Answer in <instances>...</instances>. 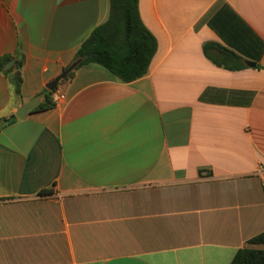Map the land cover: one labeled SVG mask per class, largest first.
<instances>
[{"label":"crops","instance_id":"obj_1","mask_svg":"<svg viewBox=\"0 0 264 264\" xmlns=\"http://www.w3.org/2000/svg\"><path fill=\"white\" fill-rule=\"evenodd\" d=\"M109 13L0 0V57L25 56L21 96L0 73V264H231L264 249L250 243L264 232V0H140L158 42L144 77L88 64L55 108L6 123Z\"/></svg>","mask_w":264,"mask_h":264},{"label":"trees","instance_id":"obj_2","mask_svg":"<svg viewBox=\"0 0 264 264\" xmlns=\"http://www.w3.org/2000/svg\"><path fill=\"white\" fill-rule=\"evenodd\" d=\"M108 20L97 27L79 48L74 61L79 66L65 79H69L80 67L98 64L108 69L118 81L128 84L144 77L158 50L155 36L144 24L140 14V0H109ZM214 45H205L206 53ZM229 59L241 61L237 55L224 50ZM25 56L21 51L0 57V73L10 82L14 92L22 95ZM220 65V63H217ZM10 65V66H9ZM56 91L43 90V101L35 110L53 109L57 105ZM16 120L15 116L6 123ZM50 191H43L45 195ZM251 244L264 245V232L250 240ZM231 264H264V249L246 247L240 249Z\"/></svg>","mask_w":264,"mask_h":264},{"label":"water","instance_id":"obj_3","mask_svg":"<svg viewBox=\"0 0 264 264\" xmlns=\"http://www.w3.org/2000/svg\"><path fill=\"white\" fill-rule=\"evenodd\" d=\"M80 62H81V60L74 61L72 63V65L67 70H65L60 76L55 78L51 83H49L47 85V89L49 91H56L58 89L60 81L63 80L64 78H66L68 76V74L73 72L79 66ZM248 65L252 66V67L255 66L254 63H248ZM43 99H44V96L43 95H39L38 97H36L32 101H30L28 104L22 105L15 112V117L18 120H24L31 111H33L34 109H36L40 105V103L43 101ZM3 125H4V122H0V128Z\"/></svg>","mask_w":264,"mask_h":264},{"label":"built area","instance_id":"obj_4","mask_svg":"<svg viewBox=\"0 0 264 264\" xmlns=\"http://www.w3.org/2000/svg\"><path fill=\"white\" fill-rule=\"evenodd\" d=\"M65 96L63 94H59L58 100H57V105L60 103V101L64 100ZM264 169V167H263ZM204 178H208V174L206 172L203 173Z\"/></svg>","mask_w":264,"mask_h":264}]
</instances>
